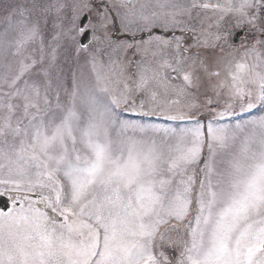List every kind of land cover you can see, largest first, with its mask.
I'll return each mask as SVG.
<instances>
[{
	"label": "snow or ice",
	"instance_id": "obj_1",
	"mask_svg": "<svg viewBox=\"0 0 264 264\" xmlns=\"http://www.w3.org/2000/svg\"><path fill=\"white\" fill-rule=\"evenodd\" d=\"M0 264H264V0H0Z\"/></svg>",
	"mask_w": 264,
	"mask_h": 264
}]
</instances>
